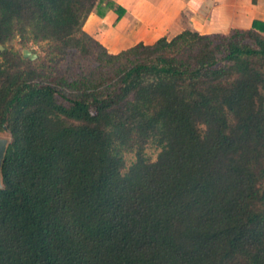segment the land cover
I'll use <instances>...</instances> for the list:
<instances>
[{
    "label": "trees",
    "instance_id": "16d2710c",
    "mask_svg": "<svg viewBox=\"0 0 264 264\" xmlns=\"http://www.w3.org/2000/svg\"><path fill=\"white\" fill-rule=\"evenodd\" d=\"M107 9L0 0V264H264L258 23L111 53L83 27ZM17 36L94 66L49 72Z\"/></svg>",
    "mask_w": 264,
    "mask_h": 264
},
{
    "label": "crops",
    "instance_id": "0c3cea01",
    "mask_svg": "<svg viewBox=\"0 0 264 264\" xmlns=\"http://www.w3.org/2000/svg\"><path fill=\"white\" fill-rule=\"evenodd\" d=\"M125 9L94 11L84 29L109 52L117 53L143 42L154 43L190 29L202 34H228L247 30L258 23L264 34V0H113Z\"/></svg>",
    "mask_w": 264,
    "mask_h": 264
},
{
    "label": "rangeland",
    "instance_id": "374dc122",
    "mask_svg": "<svg viewBox=\"0 0 264 264\" xmlns=\"http://www.w3.org/2000/svg\"><path fill=\"white\" fill-rule=\"evenodd\" d=\"M7 47L17 51L20 54H23V49H30L33 53L37 54V58L35 60L45 63V68L52 73L66 72L67 69L77 72L88 71L94 66V63L89 59L79 58V56L74 53H70L65 59H61L60 56L53 55V53H51V47L46 41L39 43L29 41L27 44H23L21 42V38L17 36L12 41L7 43ZM0 136L8 137L9 139L11 138L10 133L7 131L0 132ZM158 151L159 149L150 147L148 149V154L155 158ZM133 158L134 157L132 155L129 156L130 161Z\"/></svg>",
    "mask_w": 264,
    "mask_h": 264
},
{
    "label": "water",
    "instance_id": "95a60500",
    "mask_svg": "<svg viewBox=\"0 0 264 264\" xmlns=\"http://www.w3.org/2000/svg\"><path fill=\"white\" fill-rule=\"evenodd\" d=\"M0 48L3 49L4 46L1 45ZM23 57L35 60L37 58V54L33 53L30 49L25 48L23 49ZM10 141L11 140L8 137L0 136V187L3 186L2 167Z\"/></svg>",
    "mask_w": 264,
    "mask_h": 264
}]
</instances>
